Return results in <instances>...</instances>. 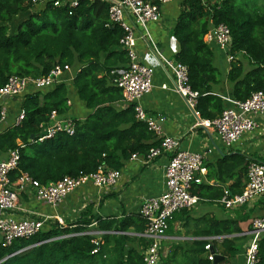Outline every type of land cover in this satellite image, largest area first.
<instances>
[{
	"label": "trees",
	"instance_id": "1",
	"mask_svg": "<svg viewBox=\"0 0 264 264\" xmlns=\"http://www.w3.org/2000/svg\"><path fill=\"white\" fill-rule=\"evenodd\" d=\"M180 5L172 31L180 45L176 58L188 66L191 88L199 93L195 110L203 119L215 120L230 104L214 89L222 85L224 78L215 65L219 49L207 43L206 35L221 23L230 28L228 53L235 59L225 76L232 88L228 96L245 101L264 90V0H180ZM108 7L105 0H79L76 7L68 3L54 6L34 5L31 0H0V87L12 76L37 78L56 65L66 73L67 69L75 72L70 83L63 81L45 90L30 88L10 103L6 120L0 124V152L6 157L9 150L19 151L20 162L12 180L28 173L45 185L66 176L95 173L100 167L121 170L133 154L146 155L160 145L147 124L136 118L134 105H122L123 94L114 79L117 69L128 66L129 58L119 47L123 30L110 22ZM72 92L88 114L73 118V135L59 132L39 141L43 127L50 124L52 111L59 118L70 115ZM21 110L25 111L24 119L13 125ZM250 158L264 163L257 154L240 152L206 162V179L226 187L209 186L212 194L205 196L218 200L225 189L231 194L241 193L247 184ZM245 206L232 218L214 220L204 232L207 236L226 235L222 241L212 243L217 254L224 257L217 264H230L241 251L247 237L241 235L245 232L241 223L252 215ZM178 213L170 220L167 232ZM87 215L85 212L78 220L64 224L50 219L36 235L16 239L9 246L0 239V264H144L138 250L125 252L130 241L127 235L104 234L101 241L88 233L93 230V221ZM97 221L99 228L107 231L125 232L133 226L144 233L146 229L141 214ZM207 243L197 241L194 254L185 252L186 257L193 256L186 264L214 263L207 257ZM110 244L114 248L107 254L103 250ZM179 250L173 246L167 255L162 253L161 264H180ZM255 264H264V233Z\"/></svg>",
	"mask_w": 264,
	"mask_h": 264
},
{
	"label": "built area",
	"instance_id": "2",
	"mask_svg": "<svg viewBox=\"0 0 264 264\" xmlns=\"http://www.w3.org/2000/svg\"><path fill=\"white\" fill-rule=\"evenodd\" d=\"M109 3L108 15L111 23L117 24L123 30L119 40L120 49L126 52L129 64L126 68L117 69L114 82L123 94V104L134 105L136 118L147 124L158 139L160 145L153 147L144 155L143 161L148 163L154 158L169 155L165 166L166 187L162 194L144 200L140 213L146 220V229L142 236L147 240V246L142 255L144 264H161L162 240L169 228L173 216L185 209L193 208L200 198L193 193V186L201 184L207 176L203 153L191 152L180 147V139L174 136L162 135L164 116L149 115L141 105L142 97L153 86L155 69L145 62L138 51V44H143L149 58H154L156 64L169 72L174 78L175 91L184 97L189 107L195 110L199 93L190 85L189 69L177 60L176 55H166L153 36L152 25L162 18V7L176 0H105ZM34 5L53 4L62 6L69 4L76 7L79 0H31ZM207 43L222 51L228 63L235 58L229 54L231 48V32L227 24L221 23L210 29L206 35ZM69 72V69H67ZM66 70L56 65L48 74L37 78L12 76L0 87V124L6 120L10 103L25 94L30 88L45 90L63 82ZM165 87V86H164ZM230 106L215 120L202 121L205 127H213L226 147L233 146L245 134L260 127V119L264 118V90L253 93L247 100L240 101L228 95H222ZM68 104H71L68 101ZM196 114H199L196 111ZM25 111L21 110L13 125H19L24 119ZM43 127V125H41ZM68 135L75 133L73 118H59L56 111L50 114V124L43 127L39 141L54 137L57 133ZM139 154H133L131 159H137ZM20 154L17 149L9 150L6 157L0 153V239L9 246L19 238H31L36 235L50 220V216L18 218L20 211L19 196L22 193L34 191L38 201L52 207L60 205L64 199L87 183H93L98 188L115 186L121 177L120 170L100 167L97 172L78 177L66 176L57 182L41 184L28 173H21L12 180V173L18 169ZM264 196V163L251 159L247 168V184L238 194L224 190L217 202L225 209L236 210ZM264 233V216L255 217L251 222L249 234L251 239L247 244L244 264H255L259 250V240ZM225 235L207 238L205 250L212 264L217 254L212 253L213 241L220 242ZM99 250V242L96 241Z\"/></svg>",
	"mask_w": 264,
	"mask_h": 264
},
{
	"label": "crops",
	"instance_id": "3",
	"mask_svg": "<svg viewBox=\"0 0 264 264\" xmlns=\"http://www.w3.org/2000/svg\"><path fill=\"white\" fill-rule=\"evenodd\" d=\"M180 11V0L166 4L162 7L161 20L152 25L154 38L168 56L175 57L179 52L180 45L172 31ZM138 51L141 58L152 64L155 69L152 89L142 97L141 105L149 115L166 118V121L162 123V135L178 137L180 147L184 150L203 153L205 156L204 163L214 162L230 152H240L247 155L257 154L264 159V118L260 119L259 128L245 134L233 146L226 147L214 128L205 127L202 124L204 119L200 114H196V111L189 107L186 99L175 91L172 75L158 66L154 58L147 56L148 53L143 44H138ZM215 65L223 72L224 82L220 86H215L214 89L218 94L223 95V92H226V95H229L232 88L225 79L229 63L225 54L220 50L216 53ZM74 75V71L67 72L64 74L63 80L70 83ZM69 101L72 106L71 113L67 117L83 118L88 114L89 111L85 105L76 100L73 92ZM143 159L144 155L140 154L137 159L130 158L126 161L120 170L121 177L115 186L98 188L93 183H87L70 193L57 207L38 201L34 191L24 195L20 194L18 218H35L48 215L51 220H57L64 224L66 221L78 220L82 214L87 212L86 217L92 218L93 221L90 225L93 230L88 233L96 235L97 239L101 241L104 234L113 236L125 234L130 238V241L126 243L125 252L136 249L142 253L148 243L142 236V232L137 231L133 226L125 232L101 230L97 220L99 218L121 220L130 215L141 214V205L145 199L158 196L164 192L166 187L165 166L168 163L169 155L156 157L148 163L144 162ZM212 185L217 184L205 178L201 184L193 186V192L199 196L200 200L193 208L180 211L171 222V229L162 240L164 256L169 253L170 249L175 246V241L180 238V264H186L193 256L188 255L186 257L185 252L191 251L194 254L197 241L218 236L204 234L211 222L232 218L236 212L244 207L228 210L220 205L217 199L205 196V194H212L213 190L209 189V186ZM206 186L208 187L207 190L204 189ZM217 186L226 187V185ZM245 207L247 212L252 213L247 221L241 223L245 231L241 235L247 237L241 244V251L230 264H244L247 244L251 239L248 228L255 217L264 216V196ZM113 248L114 244H110L106 250L103 248L101 250L108 254ZM166 249L169 250L166 251ZM204 255L206 256V253Z\"/></svg>",
	"mask_w": 264,
	"mask_h": 264
},
{
	"label": "water",
	"instance_id": "4",
	"mask_svg": "<svg viewBox=\"0 0 264 264\" xmlns=\"http://www.w3.org/2000/svg\"><path fill=\"white\" fill-rule=\"evenodd\" d=\"M33 139H34V135L31 136L30 141L33 140ZM212 253H215V250L214 249L212 250ZM223 259H224L223 256H221L220 254H216V256H215V262L216 263L221 262Z\"/></svg>",
	"mask_w": 264,
	"mask_h": 264
},
{
	"label": "rangeland",
	"instance_id": "5",
	"mask_svg": "<svg viewBox=\"0 0 264 264\" xmlns=\"http://www.w3.org/2000/svg\"><path fill=\"white\" fill-rule=\"evenodd\" d=\"M73 70H74V69H73ZM73 70H72V71H73ZM76 71H77V70H76ZM221 72H222V71H221ZM222 75H223V72H222L221 76H222ZM174 228H175V227H174ZM174 245L180 247V238H178V239L175 241ZM167 250H169V249H166V251H167ZM179 253H180V250H179ZM179 259H180V258H179Z\"/></svg>",
	"mask_w": 264,
	"mask_h": 264
}]
</instances>
